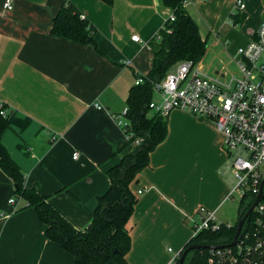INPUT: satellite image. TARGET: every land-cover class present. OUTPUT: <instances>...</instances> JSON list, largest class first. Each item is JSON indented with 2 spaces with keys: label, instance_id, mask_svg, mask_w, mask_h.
<instances>
[{
  "label": "crops",
  "instance_id": "crops-1",
  "mask_svg": "<svg viewBox=\"0 0 264 264\" xmlns=\"http://www.w3.org/2000/svg\"><path fill=\"white\" fill-rule=\"evenodd\" d=\"M6 1L0 0V103L25 127L7 130L2 144L26 187L84 231L110 187L108 171L133 149L115 116L127 108L138 77L152 69L151 44L164 30L168 9L161 0H11L13 9L6 10ZM237 1L188 0L185 8L201 35L204 28L215 32L222 15L229 21L245 15V47L264 18V0H243L242 12ZM64 3L87 18L95 44L52 35ZM136 35L140 42L132 40ZM228 158L212 123L179 110L168 116V136L133 186L138 202L128 224L129 264H170L193 238L189 221L201 208L226 219ZM11 198L14 182L0 169V211L12 213L0 221V264H74L47 239L35 209L19 198L12 206Z\"/></svg>",
  "mask_w": 264,
  "mask_h": 264
},
{
  "label": "trees",
  "instance_id": "trees-1",
  "mask_svg": "<svg viewBox=\"0 0 264 264\" xmlns=\"http://www.w3.org/2000/svg\"><path fill=\"white\" fill-rule=\"evenodd\" d=\"M112 4L113 0H104ZM163 7L172 12L175 20L166 22L161 39L151 44L153 66L144 82L135 85L127 97L128 119L132 139L127 147L133 149L124 155L120 163L108 171L110 187L98 198L91 224L84 231L76 229L49 203L48 197L25 185V174L12 160L2 144L4 133L13 126L25 127L14 111L0 103V169L14 182L15 196L34 208L40 221L46 225V237L74 257V264H129L131 250L128 224L138 202L133 186L150 165L151 154L168 136V116L153 113L150 102L154 97V83L162 81L173 68L183 61L201 63L207 53L208 40L201 35L199 25L185 8L184 0H161ZM234 25L242 24L245 15H233ZM168 30V31H167ZM52 35L80 44H95L94 28L71 3H64L54 18ZM7 111V116L1 111ZM139 140V145L135 142ZM255 202L246 195L240 199L239 217L232 226L222 224L219 229L204 230L194 236L180 253L193 245L228 247L234 240L238 221ZM18 210V209H17ZM16 210V211H17ZM253 212L246 221L251 224ZM245 224V223H244ZM244 226V225H243ZM210 249H194L188 252L184 264H209Z\"/></svg>",
  "mask_w": 264,
  "mask_h": 264
},
{
  "label": "built area",
  "instance_id": "built-area-1",
  "mask_svg": "<svg viewBox=\"0 0 264 264\" xmlns=\"http://www.w3.org/2000/svg\"><path fill=\"white\" fill-rule=\"evenodd\" d=\"M187 2L184 0L185 5ZM245 7L243 0L237 1V12H242ZM4 8L12 10V1L7 0ZM174 20L168 10L165 24ZM160 39L161 35L157 36L156 40ZM132 40L140 42L137 35ZM235 63L239 75L218 73L215 76H210L193 61L177 64L162 81L154 83V97L149 108L162 116L179 110L212 123L223 136L224 150L232 161L231 171L236 184L230 197L238 194L241 199L250 195L256 200L262 186L264 188V18L253 39L239 48ZM143 82L144 77H138L135 85ZM128 114L129 110L125 108L115 119L129 142L133 134L128 133L131 128ZM1 115L7 116V111H1ZM139 143V140L135 142ZM78 157L76 152L74 158ZM16 203V198L9 200L12 206ZM253 212V221L247 226L245 222L235 246L210 249L209 264H264V198ZM199 213L202 214L201 222L195 225L194 236L204 230L215 231L222 224L233 225L218 222L215 213L205 208ZM11 215L0 211V221ZM179 256L180 253L170 264H177Z\"/></svg>",
  "mask_w": 264,
  "mask_h": 264
},
{
  "label": "rangeland",
  "instance_id": "rangeland-1",
  "mask_svg": "<svg viewBox=\"0 0 264 264\" xmlns=\"http://www.w3.org/2000/svg\"><path fill=\"white\" fill-rule=\"evenodd\" d=\"M243 35V25L239 24L235 26L233 20L230 19L229 21L228 18H225V15H222L216 20L215 32H210L208 28H204L202 30L203 38L208 39V48L201 64L210 76H215L216 72L221 74L226 73L228 75H239V69L235 60L238 57V50L241 48L240 46L241 41L243 40ZM226 50L229 53L228 55L225 53ZM226 165L229 168V175L227 178L230 180L232 185V191L234 185L236 184V179L231 171L232 161L230 158H228ZM239 204L240 195L235 194L230 197L222 212L224 213L226 219L224 218L221 220L218 218L217 221L221 223H236L239 217ZM200 222L201 213H199L196 217L193 216L190 218L189 224H191L193 231L194 226L196 224H200Z\"/></svg>",
  "mask_w": 264,
  "mask_h": 264
},
{
  "label": "water",
  "instance_id": "water-1",
  "mask_svg": "<svg viewBox=\"0 0 264 264\" xmlns=\"http://www.w3.org/2000/svg\"><path fill=\"white\" fill-rule=\"evenodd\" d=\"M263 185H264V182H263ZM263 198H264V188L262 186L261 191H260L259 195L257 196L255 202L251 206V208L248 210V212L246 213V215L241 220L238 221L236 236H235L233 242L229 246H235L236 245L237 240H238V237H239V235L241 233V230L243 228L244 223L247 221L248 217L252 214V212L255 209V207L260 203V201ZM219 248H224V247L223 246H203V245H193V246H190L189 248H187L183 252L182 256L179 259L178 264H184V261L186 259V256H187L188 252L191 251V250H194V249H202V250H205V249H219Z\"/></svg>",
  "mask_w": 264,
  "mask_h": 264
}]
</instances>
